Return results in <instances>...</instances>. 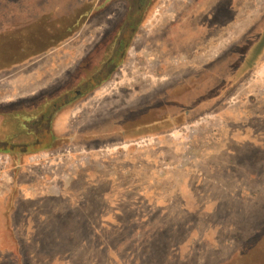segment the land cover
<instances>
[{
    "label": "rangeland",
    "instance_id": "1",
    "mask_svg": "<svg viewBox=\"0 0 264 264\" xmlns=\"http://www.w3.org/2000/svg\"><path fill=\"white\" fill-rule=\"evenodd\" d=\"M101 1L0 0V264H264V0H152L84 91Z\"/></svg>",
    "mask_w": 264,
    "mask_h": 264
},
{
    "label": "flooded vegetation",
    "instance_id": "2",
    "mask_svg": "<svg viewBox=\"0 0 264 264\" xmlns=\"http://www.w3.org/2000/svg\"><path fill=\"white\" fill-rule=\"evenodd\" d=\"M117 1L122 2V5L118 6L121 7V9H118L116 11H112L110 9L112 5L111 4L106 10H96L97 12L100 11L96 15H94V11L89 12L88 9H84V7H82L83 9L81 8L80 13L76 15L77 19L75 23L76 25L74 26L75 30L79 31L82 30L81 28H84L85 26L94 25L92 30L96 29L100 31H98L99 36L96 37L95 43H92L91 47L83 58L84 60L86 58L87 63H82L81 61L78 64L79 68L82 67L83 64L84 69L82 70L84 73H87L84 75H77V80H75L76 83H82L81 89H84V91H89V88L93 87V85H95L97 82L101 83L103 81H106V79L110 77V74L115 69L118 60H120L121 57L124 56L125 51L129 45V39H131L135 32L139 30V27H141L143 18L147 13L149 6H151L150 3L152 2V0ZM103 4L104 0H102L96 6H102ZM109 54V59H105V56ZM100 56H102V58L100 59L99 64H96L98 66H93L92 62L99 59ZM90 69L91 71L96 69L95 73L90 72L91 75H89ZM71 90L72 89H62V92H58V94L52 96L42 95V97H40L41 94H37V98H40V101H38V105L33 110H37V120L41 125H43L42 127L44 129L43 132H45L44 134L46 141L44 143L41 142L40 139L39 141L44 147L54 141L52 129L55 113L59 110H62L63 107L67 106L70 103L68 94L72 92ZM74 94L76 99L82 97L81 91H74ZM41 143L37 144L40 145ZM3 144L4 141H2L1 147L3 146ZM38 147L36 149L40 150L41 148ZM5 151L6 150L0 148V154L4 155L6 159L10 160L9 156H7L8 153ZM9 152V154H11L12 151Z\"/></svg>",
    "mask_w": 264,
    "mask_h": 264
},
{
    "label": "built area",
    "instance_id": "3",
    "mask_svg": "<svg viewBox=\"0 0 264 264\" xmlns=\"http://www.w3.org/2000/svg\"><path fill=\"white\" fill-rule=\"evenodd\" d=\"M6 160L3 156L0 155V173L3 172V169H4V165L6 164Z\"/></svg>",
    "mask_w": 264,
    "mask_h": 264
},
{
    "label": "trees",
    "instance_id": "4",
    "mask_svg": "<svg viewBox=\"0 0 264 264\" xmlns=\"http://www.w3.org/2000/svg\"><path fill=\"white\" fill-rule=\"evenodd\" d=\"M44 135H45V134H44ZM53 140H54V138H53ZM53 140H52V141H53ZM50 145H51V144L46 145V146L44 147V149H47L48 147H50ZM14 164L17 165V162H15Z\"/></svg>",
    "mask_w": 264,
    "mask_h": 264
},
{
    "label": "crops",
    "instance_id": "5",
    "mask_svg": "<svg viewBox=\"0 0 264 264\" xmlns=\"http://www.w3.org/2000/svg\"><path fill=\"white\" fill-rule=\"evenodd\" d=\"M12 170H13V169H11V172H10L11 174H8V172H7V174H8L9 177H11V175H12ZM13 171H14V170H13Z\"/></svg>",
    "mask_w": 264,
    "mask_h": 264
}]
</instances>
